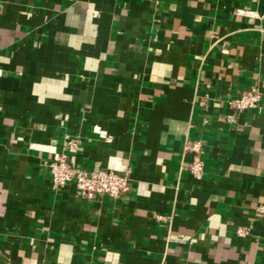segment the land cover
Segmentation results:
<instances>
[{
	"label": "crops",
	"instance_id": "crops-1",
	"mask_svg": "<svg viewBox=\"0 0 264 264\" xmlns=\"http://www.w3.org/2000/svg\"><path fill=\"white\" fill-rule=\"evenodd\" d=\"M73 137L129 190L52 191ZM261 204L264 0H0V264H264Z\"/></svg>",
	"mask_w": 264,
	"mask_h": 264
},
{
	"label": "built area",
	"instance_id": "built-area-1",
	"mask_svg": "<svg viewBox=\"0 0 264 264\" xmlns=\"http://www.w3.org/2000/svg\"><path fill=\"white\" fill-rule=\"evenodd\" d=\"M236 14L239 16L253 17L256 14L246 8H238ZM261 100V93L257 87H252L242 91L237 99L229 104L237 112L255 109ZM229 120L231 117L229 116ZM80 141L78 138L64 140L63 150L49 161L46 167L50 174V187L52 191H57L72 184L75 189L84 197L89 199L97 196L116 198L126 193L130 188V170L121 172L106 170L95 162L90 168L81 167L70 161V156L77 152ZM199 140H187L185 151L191 154L190 161L183 167L194 179H201L203 176V162L201 159L202 147ZM256 211L264 217V204L258 205ZM237 234H245L244 229H239ZM173 238V237H171ZM174 239V238H173ZM179 240V239H175Z\"/></svg>",
	"mask_w": 264,
	"mask_h": 264
}]
</instances>
